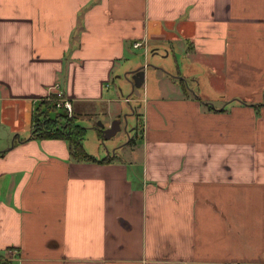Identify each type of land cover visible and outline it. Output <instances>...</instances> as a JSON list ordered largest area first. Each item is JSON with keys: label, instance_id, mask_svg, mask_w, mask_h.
Masks as SVG:
<instances>
[{"label": "crops", "instance_id": "0c3cea01", "mask_svg": "<svg viewBox=\"0 0 264 264\" xmlns=\"http://www.w3.org/2000/svg\"><path fill=\"white\" fill-rule=\"evenodd\" d=\"M56 91L140 141L33 137ZM226 263L264 264V0H0V264Z\"/></svg>", "mask_w": 264, "mask_h": 264}, {"label": "rangeland", "instance_id": "374dc122", "mask_svg": "<svg viewBox=\"0 0 264 264\" xmlns=\"http://www.w3.org/2000/svg\"><path fill=\"white\" fill-rule=\"evenodd\" d=\"M138 51L141 53V55L135 53V56L137 57V59L140 60L141 64L150 63L154 65L153 59L156 60V58L153 57L155 56L152 57V55L149 53L148 58L145 60L142 56L141 50L138 49ZM125 91L127 93H130V88L126 87V85L117 86L116 92L118 93V95L127 94ZM122 103L126 110L123 113H121L119 117L120 120L119 129L112 136H109L107 138L104 137V133L102 130L104 127H101V124L106 125V123L109 121V117H110L109 115L111 111L116 112V107L118 106L117 103L114 102L109 104L97 103V104H89V105H87L88 104L87 103L80 105H70V108L73 114L75 115L77 122L81 124V126L86 127V134L83 140L85 148H87L88 150H93L95 154L98 152L101 153L104 152L105 154L107 149L111 150L113 146L122 145L123 147L126 145L130 147L133 141L136 142V139L140 141V135L142 132L141 119L136 123L137 115L132 113L133 108L132 106H130V103L129 104L127 102H122ZM107 108L109 109V111H107L108 110ZM135 125L137 126L138 134L135 135L136 139L132 141V139L129 137L132 135L131 133L133 132L132 128ZM136 152L137 154L135 155L141 154L140 148Z\"/></svg>", "mask_w": 264, "mask_h": 264}, {"label": "trees", "instance_id": "16d2710c", "mask_svg": "<svg viewBox=\"0 0 264 264\" xmlns=\"http://www.w3.org/2000/svg\"><path fill=\"white\" fill-rule=\"evenodd\" d=\"M183 86L186 90L187 87ZM55 98V93H52L48 99L39 101L38 106L34 110L31 128L32 136L39 139L56 138L65 140L68 143L70 157L74 161H105L109 156L99 160L95 155L85 150L83 140L86 128L77 123L70 106L57 107Z\"/></svg>", "mask_w": 264, "mask_h": 264}, {"label": "water", "instance_id": "95a60500", "mask_svg": "<svg viewBox=\"0 0 264 264\" xmlns=\"http://www.w3.org/2000/svg\"><path fill=\"white\" fill-rule=\"evenodd\" d=\"M125 79L128 82H131L132 86L139 87L140 85H142L144 81V71L142 69H137L134 72H132L130 77L126 76ZM119 124H120V120L114 119L110 127L106 129H102L104 133V137L107 138L109 136H112L119 129ZM101 127H103L102 124Z\"/></svg>", "mask_w": 264, "mask_h": 264}, {"label": "built area", "instance_id": "2783aa9c", "mask_svg": "<svg viewBox=\"0 0 264 264\" xmlns=\"http://www.w3.org/2000/svg\"><path fill=\"white\" fill-rule=\"evenodd\" d=\"M133 47L134 48L143 47L144 50L146 51L145 44L143 42H141V41L134 42L133 43ZM55 94H56V98L54 100H55V103H56L57 107H60V106H63V105H66L67 107H69V105L67 104L66 100L61 97V92L56 91ZM226 264H253V263H226Z\"/></svg>", "mask_w": 264, "mask_h": 264}, {"label": "bare ground", "instance_id": "6f19581e", "mask_svg": "<svg viewBox=\"0 0 264 264\" xmlns=\"http://www.w3.org/2000/svg\"><path fill=\"white\" fill-rule=\"evenodd\" d=\"M61 97L63 98L62 93H61Z\"/></svg>", "mask_w": 264, "mask_h": 264}]
</instances>
